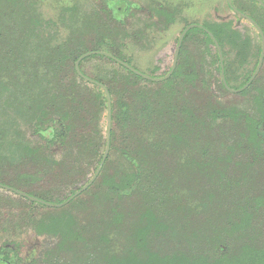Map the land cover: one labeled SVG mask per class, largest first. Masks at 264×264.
<instances>
[{"label": "rangeland", "instance_id": "obj_1", "mask_svg": "<svg viewBox=\"0 0 264 264\" xmlns=\"http://www.w3.org/2000/svg\"><path fill=\"white\" fill-rule=\"evenodd\" d=\"M129 1L133 5L124 17L125 24H120L112 20L105 12L108 8L106 0H38L34 3V11L40 16L39 28L29 32V45L32 46L31 40L43 45L48 41L51 43V49L66 43L70 44L72 43L70 39L80 37L84 44V53L103 51L110 54V50L101 45H98L96 50H89L96 46L98 38L102 35H110L123 60H129L133 67L143 73L155 75L172 63L178 37L187 25L191 23L203 25L231 20L234 29L242 37H249L250 39L243 59L241 55L237 54L236 49L229 46L225 48L227 53L224 56V64L228 65L229 84L237 86L246 76L252 75V69L257 60V47L261 43L259 33L250 22L243 17L240 18L238 14L232 11L227 0ZM255 1L258 3L257 0ZM261 1L264 3V0ZM230 2L235 8L240 7L246 15L251 13L256 18H264V12L257 3L251 0H230ZM7 8H4V15ZM120 9L123 10V8ZM166 13H169V18ZM88 20L90 24H88ZM114 30L117 31L116 34H114ZM2 35L5 38V33ZM25 36L26 34H21L17 40L21 48L25 47L23 42ZM3 48L5 49L4 44ZM3 48L0 47V55L2 56L4 54ZM50 49L45 52H50ZM184 49L188 54L178 57V62L185 66L183 72L196 77L195 85L203 80V89H200L199 86L192 88V84L189 82H186L182 88L185 94H192L196 91L195 96L186 97L189 102L188 106L192 112L197 113L196 118L198 116L204 118L202 124L191 122V125L187 127L180 124L184 114L179 115L173 106H180L177 102L182 100H176V104H173L172 101L166 99L168 102L162 100L161 103L158 94L160 88L165 89L162 86L165 79L152 82H146L132 76L126 79L127 72L118 67L116 63L93 55L84 57L79 63L83 74L91 79H101L105 82L106 89L110 88L111 93L108 92L111 103L116 104L121 101L129 104V111L133 115L128 120L126 133L121 132L120 123L115 121L113 125L111 124V128L114 129V141L111 147L109 145L108 168L104 170V174H106L104 176L114 175L118 177L126 170V163L122 160L119 149L126 146L124 141L130 140V146L135 150L138 159L141 158V162H143V169L148 170L144 173V183L160 180L159 190L162 185L170 184V190L160 195L163 199L159 204L154 201L156 208L154 210H158L160 213L163 211L170 218L175 219L180 218L185 213L183 204L186 199H189L191 204L195 198L198 200L200 192L197 191L201 190V185L204 187L209 186V183L213 185L207 175L211 173L212 169H215L217 157L229 155L231 153L228 150V144H231L229 139H239L243 133L241 127L237 123L231 122L230 119L215 120L210 117V114L206 115V110L212 108L214 104L210 103L207 108L209 99L213 98L214 100L211 99L212 102H217L219 105L223 104L225 107L235 105L239 110L251 111L250 97L248 99L247 95L232 92L226 94L222 90L220 72L217 69L218 64L214 60V49L211 45L204 43L202 34L196 33L190 36V39L184 43ZM22 53L20 57L25 55L24 58H26L29 55L30 60L35 54L33 49L27 48H23ZM27 61L29 60L24 59V63ZM263 67L264 60L259 70V72L262 70V73L258 72L257 74H260L257 86L262 89H264ZM43 68L44 64L38 70L40 77L44 76L43 72L50 75L54 74L51 70L46 72ZM64 69H54L58 84L57 87L54 84H49L45 89L42 108L50 113L70 107L73 112L77 111L78 119H73L74 124H72L71 133L66 142L69 149L66 151L61 148L58 149L59 147H53L51 154L53 160L64 159L67 160V165H75L78 168L75 167L74 170L69 171L66 166L44 167L38 162L39 160L35 164H25L19 167L7 165L6 156L14 154L12 146L7 147V142L9 140L11 142L16 136L13 132H9L5 119L0 120V129L3 131L2 136L5 141L2 145L3 150H1L0 180L11 183L10 185L0 183L2 185L0 186V246L4 243L11 245L18 251L21 260L33 252L35 264H46L42 250L51 246L54 239L48 235L37 233L33 227L34 220L57 214L60 212L57 209L62 207L64 211L72 213L80 225H92V221L89 219L98 216L96 213L98 209L92 206L99 198L103 200L101 192L105 189L103 179L106 178L99 177V172L84 191L63 206L50 207L56 210H50L38 205L40 203H32V200L4 187L8 186L37 198H39L37 195L68 198L87 183L96 171L98 167L96 166V159L100 155L102 158L106 144V96L104 93L105 106L103 103L98 104L93 96L97 90L89 82L79 77L76 71L75 75L79 78L71 79L72 71H65ZM8 70L9 67L1 68L0 77H8L6 74ZM12 70H14L13 67ZM20 71L17 70L16 75L19 76L18 72ZM3 81L7 82L8 78ZM8 86L0 87V112L4 110L8 119L14 118L15 121L19 122L21 129L25 130L22 136L29 142V146L42 144L41 139L33 133L32 129L26 127L30 124V120L26 122L19 120L20 118L16 117L13 109L5 108L4 103L10 98V91H13L11 85ZM139 93H145L152 103L153 113L149 119L137 120L134 118L139 106L136 100V95ZM172 95L174 96L175 93ZM177 95L185 99L184 95ZM73 97L78 100L72 101ZM166 105H168V110H166ZM81 108H86V110L82 111ZM38 113L39 110L34 107L35 118ZM250 113H253V110ZM209 129H212L213 132L207 133L211 131ZM131 134L134 136V141L128 138V135ZM88 143L91 144L89 148L86 147ZM96 146L97 148H94ZM202 147H206V152H203ZM38 153L47 154L45 151ZM78 153L81 155L80 157L77 155ZM246 156V153L240 150L229 156L232 159L230 162L231 175L233 174L235 179L240 178L241 173L244 172L249 175L248 179L242 181L240 179L239 184L247 182L241 188L248 189L257 183L263 185L264 166H259L255 162L247 165L233 162L235 158H245ZM150 171H155L158 175L154 177ZM20 174H31V176L23 178ZM31 193L36 194V196ZM137 202L138 199L135 196L129 198L126 208L131 212L138 210L142 207L143 202L138 206L136 205ZM261 216H264V212ZM166 218L168 219L167 216ZM262 235H264V227L261 230ZM195 244L201 247L200 238L194 241L193 245Z\"/></svg>", "mask_w": 264, "mask_h": 264}, {"label": "trees", "instance_id": "obj_2", "mask_svg": "<svg viewBox=\"0 0 264 264\" xmlns=\"http://www.w3.org/2000/svg\"><path fill=\"white\" fill-rule=\"evenodd\" d=\"M37 1L0 0V47L3 48V44L5 46L3 56L0 55V69L9 67L10 70L6 73L8 77H0V87L11 85L13 88V91L9 93L10 98L7 99L4 106L13 109L16 117L20 118L19 120L25 122L30 120V124L25 126L32 129L33 133L42 141L40 145L29 146V142L22 136L25 130L21 129L19 122L15 121L14 118L8 119L5 111L2 110L0 120L5 119V123L10 130L8 131L13 132L16 136L11 142L10 140L7 142V147L12 146L14 154L7 155L6 162L9 166L19 167L25 164H35L39 160L41 166H66L70 171L77 166L67 165V160L64 159L53 160L51 150L53 147H59L58 149L61 148L66 151L69 149L66 142L71 133L72 124H74L73 119H78V113L77 111L73 112L71 107L65 110L61 108L50 113L42 108V104L45 97L44 91H46L45 89L49 84H54L57 87L56 68L61 70L65 68V71H72L71 79L78 77L75 75L74 63L84 53L85 49L80 37L70 39L72 42L70 44L66 43L51 49V43L48 41L43 45L31 40L33 43L31 42L32 46L30 47L29 32L38 29V23L40 22V16L34 11V3ZM251 1L257 3L255 0ZM122 2L124 0H109L105 12L112 20L125 24L124 17L127 15V8L125 7L122 11L118 8ZM257 5L264 12V7L258 3ZM6 7L8 8L4 15V8ZM237 9L243 12L238 6ZM166 16L169 18V13H166ZM248 16L260 26L264 34V18H256L251 13ZM240 18L242 17L240 16ZM88 24H90L89 20ZM201 26L193 27L187 31L183 38L179 56H185L187 53L184 49L186 40L190 39L193 34L200 33L204 37V43L213 47L214 60L218 64L217 69L220 72L218 53L213 40L205 31L207 29L219 43L223 56L227 53L226 46H229L236 49L237 54L241 55L243 59L250 38L242 37L234 29L231 20L205 23ZM2 33H5V38ZM116 33L117 31L114 30V34ZM21 34H26L23 41L25 47L23 48L33 49L35 52L31 60L29 55L26 58H24L25 55L20 57L23 54V48L18 45L17 40ZM98 45L107 47L113 57L130 64L129 60H123L110 35H102L98 38L96 46L89 50H96ZM48 49H50V52H45ZM260 49L261 44L257 47V60L252 69L253 71L258 63ZM91 55L103 57L116 63L118 67L127 72L126 79L132 76L146 82H152L129 71L109 56ZM24 59L29 61L24 63ZM43 64V69L46 72L51 70L54 74L50 75L43 72L44 76L40 77L38 70L41 69ZM170 66L171 64L158 74L151 76L163 77L169 71ZM12 67L14 70H12ZM184 67V64L177 63L171 75L162 82L165 89L160 88L158 95H160L161 103L162 100L166 101V99L172 101L173 104H176V100H182L177 102L180 106H173L179 112V115L184 114L180 124L187 127L191 125V122L202 124L204 118L201 116L196 118L197 113L192 112L188 106L187 98L190 95L195 96L196 91L192 94H185L182 88L186 82H189L192 84V88L199 86L200 89H203V80L195 85L194 80L196 77L190 75V73H184ZM17 70H21L18 72L19 76L16 75ZM28 72H30L29 75H27ZM227 73L228 65L224 64V74L229 84ZM259 73H262V70ZM250 76H246L237 86L229 85L235 89L241 88ZM6 78H8V81L4 82L3 80ZM259 79L260 74L254 78L248 87L238 92L240 95H247L248 99L250 97V110H253V113H250L249 110H239L235 105L225 107L223 104L219 105L217 102H212L211 99L213 98L209 99L207 108L210 103L214 104L212 108L206 110V115L210 114V117L215 120L230 119L231 122L237 123L241 127L243 133L239 139H229L231 144H228V150L231 153L217 157L215 169H212L211 173L207 175L213 185L210 183L207 187L201 185V190L197 191L200 192L199 198L198 200L197 198L192 200L193 204L189 203V199H186L183 204L185 213L180 218H170L163 211L160 210V213L158 210H154V201L159 204L163 199L160 195L170 190V184L165 186L161 184L162 188L159 190L160 180L144 183V173L148 170L143 169L141 158L138 159L135 150L130 146L131 141L124 139L126 140L124 141L126 146L119 149V151L127 168L118 177L114 175L105 177L104 170L108 168L107 154L98 175L106 178L103 179L105 189L101 192L103 200L99 198L92 206L98 209L96 212L98 216L89 219L92 221V225H80L75 216L69 211H64L62 207L57 209L60 211L57 214L48 215L39 220L33 219L34 222L32 220L34 230L37 233L48 235L54 239L51 246L42 250L44 262L46 264H264V235L261 236V230L264 227V216H261L264 212V183L263 185L254 184L248 189L241 188L247 182L239 184L240 179L241 181L248 179L249 175L244 172L241 173L240 178L235 179L233 174L231 175L230 162L232 159L229 157L232 153L240 150L245 152L247 156L245 158H235L233 162L244 163L245 165L255 162L259 166H264V89L257 86ZM93 80L105 84L101 79L93 78ZM90 84L97 90L96 94L93 95L97 103H103L105 106L102 88L97 84ZM220 86L226 94L229 93L222 82ZM70 88L72 87L70 86ZM108 91L111 93L110 88H108ZM173 93H175L174 96ZM176 94L184 95L185 99L176 96ZM73 100L78 99L73 97ZM136 100L139 106L136 109L134 118L137 120L149 119L153 113V108L147 95L139 93L136 95ZM34 107L39 110L36 118ZM167 107L168 105H166V110H168ZM111 108V124L113 125L115 121L120 123L121 132L126 133L128 120L133 116L129 111V104L118 101L116 104L111 103ZM81 110L85 111L86 108H81ZM212 129H209L211 131L208 130L207 133H212ZM6 134L8 135V133ZM113 134L114 129L111 128L110 147L114 141ZM2 135L3 131L0 129V162L2 145L5 142ZM228 136L230 138V135ZM177 137L179 138V136ZM128 138L132 141L135 140L132 134L128 135ZM104 142L105 139L103 145ZM90 145L88 143L86 147L89 148ZM94 148H97V146ZM202 150L206 152L207 149L202 147ZM43 151L47 154L38 153ZM77 155L81 156L79 153ZM100 158L101 155L96 159V166L99 165ZM249 167H247V170H249ZM150 173L154 177L158 175L155 171H150ZM20 176L26 178L31 174H20ZM0 183L11 184L1 180ZM13 187L15 186L13 185ZM32 195L36 196V194ZM37 196L40 199L54 203H61L67 199V197L58 196L53 198ZM134 196L138 199L136 205L138 206L142 202L143 205L138 210L131 212L126 208V203L129 198ZM38 205L50 210L54 209L43 204ZM197 238H200L201 247L196 246V244L193 245ZM0 256L6 259L4 262L7 264H35L33 252L21 260L18 251L7 243L0 246ZM0 264H3L1 259Z\"/></svg>", "mask_w": 264, "mask_h": 264}, {"label": "water", "instance_id": "obj_3", "mask_svg": "<svg viewBox=\"0 0 264 264\" xmlns=\"http://www.w3.org/2000/svg\"><path fill=\"white\" fill-rule=\"evenodd\" d=\"M227 1H228V4H229L230 8L232 9V11L234 13H236L239 16L245 18L247 21H249L256 28V30L259 33L260 42H261L260 43L261 44L260 55H259L258 63L256 65L255 70L253 71V73L250 76V78L248 79V81L241 88L235 89V88H232L227 83V81H226L225 74H224V56L222 54V50H221V47H220L219 43L214 38V36L212 35V33L209 32L207 29L204 28L205 31L209 34V36L213 40L214 45H215V48H216L217 53H218L219 65H220V78H221V82L223 83L224 87L226 88V90L228 92L238 93V92L244 90L246 87H248L250 85V83L254 80L255 76L258 74V72H259V70H260V68L262 66V63H263V60H264V34H263V31L260 28V26L251 17H249L245 13H243V12L239 11L237 8H235L231 4L230 0H227ZM257 1H258V3L260 5H262L264 7L263 1H261V0H257ZM193 27H202V26L199 25V24L193 23V24L187 25L183 29V31L180 33V35L178 37V40H177L176 49H175L174 58H173V62H172L171 68L169 69L168 73L166 75H164L163 77H156V76H151L149 74L143 73V72L139 71L138 69H136L135 67H133L131 64H129V63L125 62V61H122V60H120L118 58H115L111 54L106 53V52H103V51H89V52H86V53H83L82 55H80L78 57V59L76 60V62H75V71H76V73L78 74L79 77H81L85 81H87L89 83H94V84H97L98 86H100L103 89L104 93H105L106 102H107L106 144H105V150H104L103 156L101 158V161H100V163H99L96 171L91 176V178L89 179V181H87V183H85L80 189L76 190L72 195H70L66 200H64L61 203H52V202L45 201L43 199H40V198L31 196V195H29L27 193H24L22 191H19L17 189H14V188H11V187H8V186H4V187L6 189H8V190H11V191H13V192H15V193H17V194L25 197V198H28V199H30L32 201H35L37 203L43 204V205L48 206V207H60V206H63L64 204L68 203L71 199H73L74 197H76L78 194H80L82 191H84L94 181V179L97 177L98 173L101 170V167L103 165V162L106 159V156L108 154L109 145H110L111 112H112L111 109L112 108H111V98H110L109 92L106 89L105 85H103L102 83H99V82L91 79L90 77L86 76L85 74H83L82 71L80 70V67H79L80 61L84 57L89 56L91 54H103V55H106V56H109V57L113 58L117 63L121 64L123 67H125L126 69H128L129 71L133 72L134 74L138 75L139 77H141L143 79L150 80V81H161L163 79L168 78L171 75V73L173 72V70L175 68L177 56H178V53H179V49H180L181 44H182V41H183V38H184L185 34L187 33V31L189 29L193 28ZM0 186H2V185H0Z\"/></svg>", "mask_w": 264, "mask_h": 264}, {"label": "flooded vegetation", "instance_id": "obj_4", "mask_svg": "<svg viewBox=\"0 0 264 264\" xmlns=\"http://www.w3.org/2000/svg\"><path fill=\"white\" fill-rule=\"evenodd\" d=\"M107 1V3L109 2V0H106ZM133 4L129 1V0H124V2H122V4L120 5V6H118V8L120 9V8H127V10L126 11H129V9H131V6H132ZM191 24H193V23H191ZM184 29V28H183ZM183 31V30H182ZM186 35V34H185ZM183 42V41H182ZM181 46H182V44H181ZM175 49H176V47H175ZM180 49H181V47H180ZM180 49H179V52H180ZM174 53H175V50H174ZM174 56V55H173ZM178 57H179V53H178V56H177V60H176V64H175V67H176V65H177V62H178ZM174 58V57H173ZM173 62V61H172ZM171 65H172V63H171ZM170 68H171V66H170ZM175 69V68H174ZM255 70V69H254ZM168 73V72H167ZM0 259L2 260V262H3V264H7L6 262H4V261H6V259H4L3 258V256H0ZM8 261V260H7ZM9 262V261H8Z\"/></svg>", "mask_w": 264, "mask_h": 264}]
</instances>
